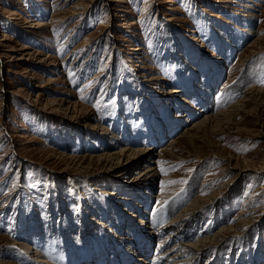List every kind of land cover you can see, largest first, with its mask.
Instances as JSON below:
<instances>
[{
    "label": "rangeland",
    "instance_id": "374dc122",
    "mask_svg": "<svg viewBox=\"0 0 264 264\" xmlns=\"http://www.w3.org/2000/svg\"><path fill=\"white\" fill-rule=\"evenodd\" d=\"M172 40L191 71L170 55ZM196 53L219 70L212 117L260 91L216 125L185 136L205 115L193 111L201 108L199 93L187 79L203 90L205 74H214ZM145 104L151 115L140 117ZM164 104L185 118L170 133ZM162 131L163 142L152 143ZM124 148L151 150L139 165L157 167L144 210L157 236L145 249L141 230L131 231L117 210L129 209V199L146 204L145 192L120 185L137 170L116 179L118 170L94 158ZM161 188L172 196L157 204L152 196ZM102 195L110 204L98 211ZM81 203L93 222L107 223V233L116 222L127 229V245L112 260L100 259L110 246L98 224L87 232L101 243L87 246ZM185 208L202 209L176 225L169 245L233 229L192 264H264V0H0V264H133L129 249L149 262L167 234L162 228ZM32 211L37 232L26 224ZM21 242L31 253L18 249Z\"/></svg>",
    "mask_w": 264,
    "mask_h": 264
},
{
    "label": "bare ground",
    "instance_id": "6f19581e",
    "mask_svg": "<svg viewBox=\"0 0 264 264\" xmlns=\"http://www.w3.org/2000/svg\"><path fill=\"white\" fill-rule=\"evenodd\" d=\"M228 2V1H227ZM76 13H74L73 15H75ZM61 21V20H60ZM45 24L44 23H41V22H38L36 26H38V28L44 26ZM172 38V37H170ZM173 39V38H172ZM169 44H170V47H169V53L170 55H172L175 60H179V58L177 57V51L175 52V45H176V42L175 41H169ZM258 45V42L257 41H254L250 44L249 47H252V49L254 47H257ZM173 48V50H172ZM254 49L251 50L250 53H254ZM205 56H203L201 53H196V56H195V60L196 62L199 63V65H204V67L206 69H208V72H210L211 70H213L212 72H214V74H210L207 73L205 74V78L203 79L204 80V84L203 85V90L198 88L197 86H195L193 83H192V79L191 80H188L189 82H191L192 86L191 88L194 89V92L195 93H199V99L197 100V103L201 104V108H198V109H194L193 111L197 112L196 115H199L200 113H205V115L201 118V121L200 122H196L194 123V125H192L191 128L187 129L183 134L185 136H190V132L192 131H195V130H198L201 126H206V127H211V126H214L216 125V123L218 122L219 118L221 117H224L225 114H227V112H233L237 107H240L241 106V103L242 102H246L248 100H246L247 97H250L253 93H256V92H259L258 90H250L248 93H246L244 99L242 102H239V103H235L234 105H232L228 110L226 111H223L222 113H219L218 115L216 114V116L212 117L209 112H211L212 110V104L214 102V97H215V83L217 82V78L215 77V73H217L219 70L216 68V67H210L211 66V63L208 62L206 60V58H204ZM181 62V61H180ZM181 65H183L181 67L182 70H188V71H191V67L186 64V62H181L180 63ZM215 68V69H213ZM201 69V67L199 68ZM211 72V73H212ZM187 73H192V72H187ZM204 73V72H203ZM188 75V74H187ZM192 76V74H189ZM186 76V75H185ZM215 77V78H214ZM189 78V76L187 77ZM193 78V77H192ZM178 91H170V93L167 95V96H170L171 94H177ZM197 95V94H196ZM175 97V96H174ZM169 98V97H168ZM167 102V101H165ZM146 105L145 104L143 107H141V110L139 111L138 114H140L139 116H149L151 115L150 113H148V111L151 109L150 107H147L146 109ZM153 106V105H152ZM164 107L162 111H165L163 112L164 113V117L165 119L167 120V124H168V127L170 128L169 130V133L171 132V130L173 129L174 130V124H176L175 122L177 120H179V118L183 119L184 115H181L180 117L177 116V113L174 114V112L172 111L171 108H169V106L165 105L164 104ZM182 106V105H181ZM186 108V107H185ZM189 110V108L187 109ZM153 111V110H151ZM177 111V110H176ZM178 112V111H177ZM147 113V114H145ZM154 113V112H153ZM192 115H194L193 112H191ZM203 113V114H204ZM149 114V115H148ZM174 114V115H173ZM182 114V113H181ZM136 115V114H135ZM194 115L193 118L196 116ZM151 117V116H150ZM185 119V118H184ZM187 122V121H186ZM190 123V122H189ZM177 126V124L175 125ZM168 129V128H167ZM163 133V135L165 136V132L162 131V132H157L156 135L153 136V140H152V143H160V142H163L162 141V137L164 138V136H161ZM192 135V134H191ZM156 136V137H155ZM192 137V136H191ZM172 143V142H171ZM170 143V144H171ZM169 144V145H170ZM170 147V146H169ZM174 147V146H173ZM172 148V147H171ZM152 155V152L151 150H147V149H139V150H131V149H127V148H124L123 150L119 151L118 153H106L102 156H97V157H94L96 160L97 163L101 164V168H108V170H118V174L116 176H113L114 178L116 179H121V178H127V173H129V171L131 169H136L137 171H135L132 175V183L130 184H127V182H123L121 183L120 185L122 186V188H124V191H127V192H131L133 190H131V185L132 186V189L133 188H136L135 191H138L140 190V192L142 191L146 196L148 197H145V202L146 204L144 205V207H138L139 205H134V203L132 202H127V205H129V209H117L119 207L120 204H117L115 203V209L118 210V212H121L123 214V216L126 218V220L128 221V224L130 226H132L133 230L131 231H135V232H139V230H141V232L143 233V236L145 238V240L147 241L145 243V245L143 246L144 247H148V244H150V242L152 240H154V238L156 239V236H157V233H155V231L152 229L154 228L155 229V226H153V222H152V219L149 218L148 219V216H147V212H144V210L146 211V207L148 205V202H149V195L147 193V191H151L152 190V187L151 185H154V178L157 177V167L154 168V166H151L150 164L146 165H139V162L140 163H148L147 162V159L149 157H151ZM92 158V157H90ZM159 159H162L161 157ZM93 160V159H92ZM91 161V160H90ZM94 162V161H93ZM112 178V177H111ZM164 181H167V178H164L162 179ZM109 181V180H108ZM147 190V191H146ZM134 191V192H135ZM169 191V190H168ZM166 191L165 189H160L159 191V194L156 195V196H152V198L154 197L157 204L158 203H161V202H164V200H166L167 198L171 197V193ZM128 197L129 196H133V194H129L127 193ZM97 195H100V193H98ZM97 195H93L94 197L97 196ZM102 196H105V198H100V201L98 205L99 209L98 211H100V208L101 210H105V207L106 205H108V203L110 204V202L108 201V196L109 195H102ZM124 196V195H123ZM130 198V197H129ZM137 198V197H136ZM139 198V197H138ZM119 201H122L125 200V197L123 199V197H119L118 199ZM137 200V199H136ZM135 200V201H136ZM124 202V203H126ZM144 201H142L141 203H143ZM169 202V201H168ZM85 204V203H84ZM193 204H195L193 202ZM206 204V202L203 204V208L205 207L204 205ZM84 205L81 203V206H79V210H78V214L80 216V220L82 222V227L85 228L83 229L82 231H86L89 230L90 228H92V226H94L95 224H98V226L101 227V230L99 232H101V239H103L104 243L106 244V242L108 243V245L110 246L109 248H107V246H105L106 248V251L103 253L102 257L100 258L102 261H105V259H108V258H114L113 255L115 253V248H118L122 245H125L126 244V240L127 238L125 236H128L127 235V229L126 230H123V232L120 230L121 229V225L119 223H115V225L112 226L111 228V231H109V233L106 232V228L107 226L104 224V222L101 221V223H98V222H93V219L91 217L88 216V212L85 210V208H83ZM167 207H170L169 205ZM145 208V209H144ZM131 209H134L136 210L137 212V215H134L130 210ZM169 209V208H168ZM202 209V208H200ZM199 209V210H200ZM109 210V209H107ZM164 212L167 210H165V208L163 209ZM162 210V211H163ZM172 210V209H171ZM199 210L197 211H194L192 212L193 210H191L190 208H185L179 215H177L176 217H172L168 222H167V225L164 226L163 229H166L168 228V231L165 232L167 233L166 236H163L164 238H162V240L158 241V243H156V249H155V253H154V256H153V259L151 258V260L149 262H147V258H145L143 255H139V254H136V251H131L129 248V252H127V255L130 256L129 258H132L133 260V264H192V262L194 261L195 258H198V257H203L205 255V252L206 250L209 248V247H212L214 246L215 244H210L212 242H218L217 239L219 238L218 236L220 234H224V232H229L232 227H228V228H223L221 229L219 232H217L214 237H205L203 239H199V240H196L194 242H191V238L190 240H186L184 239L185 242H178V241H175L173 242L172 244H168L170 241V239H172L173 237L175 238V236L169 234L171 231H173L174 229H176V225H178L179 223H183V221H187L189 219L190 216L192 215H198L196 214ZM84 211V212H82ZM168 211V210H167ZM81 212L83 213V215H85V217H81ZM107 212V211H106ZM124 212H127L126 214H124ZM192 212V213H191ZM96 213V212H95ZM99 213V212H98ZM111 213V212H110ZM107 214V218H109V221L111 220L112 217H115L116 215L111 213V214ZM119 213L118 215L122 216V214ZM191 213V214H189ZM246 213V212H245ZM35 214V212H31V213H28L27 215H30L29 217L25 218L27 221L26 224H34V229L35 231L37 232L39 229H41L39 223L37 222V220L35 219V217H33V215ZM91 214V213H90ZM168 214V213H167ZM170 214H172L170 212ZM189 214V215H188ZM244 214V213H243ZM157 215H162L161 214H157ZM156 215V216H157ZM24 216V215H23ZM152 216V215H151ZM154 216V217H156ZM99 217V216H98ZM118 217V216H117ZM163 217V216H162ZM101 218V217H100ZM22 219V218H21ZM106 220V219H104ZM34 222V223H33ZM112 222V221H111ZM157 222V220H156ZM102 223H103V226H102ZM25 224V223H24ZM36 224V225H35ZM94 224V225H93ZM110 225V224H109ZM108 225V226H109ZM147 225V226H146ZM157 226V225H156ZM167 226V227H166ZM23 227V226H22ZM40 227V228H39ZM152 227V228H151ZM162 227V226H161ZM130 228V227H129ZM137 228V230L135 229ZM159 229V228H158ZM60 230V229H59ZM177 230V229H176ZM233 230V229H232ZM65 231V230H63ZM120 232L121 234L120 235H123V237L121 236L120 238L121 239H118V235L115 233V232ZM158 231V230H157ZM179 231V230H178ZM91 231L87 232V233H84V235H88L86 236L88 241L90 242L87 246H95L96 247V244L97 245H100L101 241L100 239L98 238L99 236H94V234H91L90 233ZM190 232V231H189ZM68 233V232H67ZM105 233V235L103 234ZM164 233V234H165ZM23 234V233H22ZM27 234V233H26ZM83 234V233H82ZM140 234V233H138ZM161 234V233H160ZM193 234V233H192ZM33 235V234H32ZM31 235V236H32ZM42 235V234H41ZM69 235V234H68ZM78 235V234H77ZM98 235V234H97ZM30 236V235H29ZM35 236V235H34ZM38 235H36L37 237ZM158 236H161V235H158ZM173 236V237H172ZM171 237V238H170ZM32 238V237H31ZM129 238V237H128ZM159 238V237H158ZM186 238V237H185ZM1 239V237H0ZM221 239V238H220ZM159 240V239H158ZM76 241V240H75ZM83 241V240H82ZM190 241V242H189ZM52 242V241H51ZM69 242V241H68ZM67 242V243H68ZM79 242V241H78ZM123 242H125L123 244ZM129 242V241H128ZM35 243V242H34ZM38 243V242H37ZM36 243V244H37ZM50 243V242H49ZM143 243V242H142ZM33 244V243H32ZM46 244V243H45ZM70 244V243H69ZM74 244V243H73ZM104 244V245H105ZM138 244V243H137ZM48 245V244H47ZM76 245V244H75ZM84 245V244H83ZM127 245V244H126ZM154 245V244H153ZM40 246V245H39ZM49 246V245H48ZM71 246H69L70 248ZM100 247V246H99ZM123 247V246H122ZM120 247V250L121 248ZM153 247V246H152ZM21 248L23 252H21L20 250H17L18 253H23L25 255L28 254V253H31V250L28 246H26L25 244H23L22 242L20 243L18 249ZM38 248V247H36ZM42 248V247H40ZM39 248V249H40ZM66 248V247H65ZM68 248V249H69ZM73 248V247H71ZM76 250L78 251L77 253L79 254V256L81 257V249L80 248H83L82 245L79 244L76 246ZM86 249H88V247L85 246ZM149 248V247H148ZM46 249H47V246H46ZM93 249V248H92ZM145 249V248H144ZM143 249V250H144ZM64 250V249H63ZM127 250V249H126ZM139 250V249H138ZM87 251V250H86ZM86 251L84 250V252L86 253ZM15 252V251H14ZM46 252V250H45ZM83 252V250H82ZM83 252V253H84ZM88 252V251H87ZM141 252V251H140ZM139 252V253H140ZM149 252V251H148ZM43 253V252H42ZM63 253V252H62ZM76 253V252H75ZM97 253V250L95 251V254ZM122 253V252H121ZM145 253V252H144ZM118 254V253H117ZM143 254V253H142ZM153 254V253H152ZM33 255H35L36 257H40L39 253L35 252L33 253ZM119 255V254H118ZM126 255V256H127ZM145 255V254H144ZM23 256V255H22ZM67 256V255H65ZM77 256V255H75ZM92 255H87L85 257H90ZM15 257V256H14ZM21 257V256H20ZM83 257V258H85ZM142 257V258H141ZM144 257V258H143ZM26 258V256H25ZM92 258V257H91ZM93 258L97 259L98 257L95 255ZM120 258V257H119ZM118 258V259H119ZM123 258V257H122ZM27 259V258H26ZM24 259L25 262H27V260ZM90 259V258H89ZM109 259V260H110ZM125 259V258H124ZM93 260V259H92ZM112 260V259H111ZM130 259H128V261L126 262H129ZM29 261H31L29 259ZM87 261V260H86ZM97 261V260H96ZM101 261V262H102ZM119 261V260H117ZM124 261V260H122ZM196 261V260H195ZM44 262V261H43ZM49 262V261H48ZM69 263V261H67ZM90 262V260H89ZM93 262V261H91ZM108 262V261H107ZM121 262V261H120ZM53 263V261L51 262ZM95 263V262H94ZM93 263V264H94ZM9 264V263H8ZM28 264V263H27ZM43 264V263H42ZM58 264H61V263H58ZM115 264V263H114Z\"/></svg>",
    "mask_w": 264,
    "mask_h": 264
},
{
    "label": "snow or ice",
    "instance_id": "6c2138e0",
    "mask_svg": "<svg viewBox=\"0 0 264 264\" xmlns=\"http://www.w3.org/2000/svg\"><path fill=\"white\" fill-rule=\"evenodd\" d=\"M161 170H162V171H164V169H163V168H162Z\"/></svg>",
    "mask_w": 264,
    "mask_h": 264
}]
</instances>
